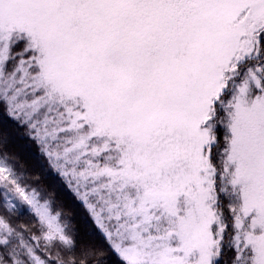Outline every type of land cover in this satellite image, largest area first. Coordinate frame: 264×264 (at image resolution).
I'll return each instance as SVG.
<instances>
[{
  "label": "snow or ice",
  "instance_id": "snow-or-ice-1",
  "mask_svg": "<svg viewBox=\"0 0 264 264\" xmlns=\"http://www.w3.org/2000/svg\"><path fill=\"white\" fill-rule=\"evenodd\" d=\"M0 264H264V0H0Z\"/></svg>",
  "mask_w": 264,
  "mask_h": 264
},
{
  "label": "trees",
  "instance_id": "trees-1",
  "mask_svg": "<svg viewBox=\"0 0 264 264\" xmlns=\"http://www.w3.org/2000/svg\"><path fill=\"white\" fill-rule=\"evenodd\" d=\"M23 145L24 141L13 143L9 146V151L19 157L20 161L26 165L29 173L35 175L40 171V169L29 152H35L36 150L33 146L32 149L28 150L23 147ZM39 184L44 186L48 193H55L56 206L63 208L65 214L71 213L74 217V220L77 222V225L79 226V216L82 213V209H80L75 203L67 190L64 189L62 185H60L59 178L55 175H52L51 173L48 175L41 174ZM26 219V217H21L17 222L21 223Z\"/></svg>",
  "mask_w": 264,
  "mask_h": 264
},
{
  "label": "rangeland",
  "instance_id": "rangeland-1",
  "mask_svg": "<svg viewBox=\"0 0 264 264\" xmlns=\"http://www.w3.org/2000/svg\"><path fill=\"white\" fill-rule=\"evenodd\" d=\"M34 149H35V146L33 145ZM36 150V149H35Z\"/></svg>",
  "mask_w": 264,
  "mask_h": 264
}]
</instances>
